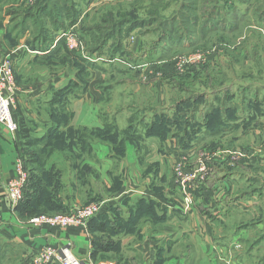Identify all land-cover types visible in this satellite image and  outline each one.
I'll return each mask as SVG.
<instances>
[{"label": "crops", "instance_id": "obj_1", "mask_svg": "<svg viewBox=\"0 0 264 264\" xmlns=\"http://www.w3.org/2000/svg\"><path fill=\"white\" fill-rule=\"evenodd\" d=\"M4 2L5 5L3 12L0 13L1 16L9 9L6 3H11L9 0H3V4ZM200 2L204 4L202 7L209 11V14L201 19V22H199V18L191 20L192 24L199 26L200 29L195 41L189 40V35L185 37L189 47L193 44L202 46L213 34L233 35L236 32L238 33L242 26L250 24L262 27V40L264 41V0H200ZM91 4L93 6L95 2L87 4L84 8L86 15L94 8V6H90ZM195 4L196 0L181 2L183 8H192ZM1 5L2 2L0 1V8ZM21 6L23 8L28 7L24 3ZM9 18V15L2 18L3 25L8 23ZM187 21L189 22V20ZM74 26L78 27L79 23ZM173 26L177 27L176 24ZM210 30H214V33L212 34ZM151 32L154 31L151 30ZM2 33L3 29L1 28L0 53L4 51V55H2H6V58L10 60L14 69L13 73L17 77L31 74V72H37V74L42 76L33 78L26 84L17 83L16 97L28 91L32 93L25 101V104H20L19 100L17 101L18 108L28 119L45 124L44 127L49 125L51 123L50 117H44L41 114L43 110L40 109L39 111L35 107H50L59 103L58 100L63 97L51 99L49 96L53 90L61 89L70 81L69 91L67 90L65 95L67 96V101L64 109L72 115V124L104 129L106 123L111 122V120L115 122L123 115L127 124L122 126L120 130L125 133L128 132L131 140L126 137L125 148L123 154H121L124 157L121 156V161L119 162L120 166L123 165L119 168L122 170L118 171L119 173L114 172L117 175H114L112 179L108 178L103 183L106 188L110 186H115V188H113L111 194L104 195L106 198L100 201L104 203L103 208L98 215H95L94 219L96 221L91 224V228L87 227V223L86 226H71L63 229L47 226L34 227L29 224V217L18 212L16 208L11 209L2 197L6 181L14 175V162L19 157L23 158V153L18 132H10L0 124V264H32L33 255L47 245L67 249L82 264H246L241 260L242 245L238 241L240 237L238 239L234 237L231 242L229 239L223 242L222 239L226 238L222 237V234L228 228H224L221 222L220 225L223 228L217 225V221L215 222L212 218L215 216L222 220V214H225L226 220L230 219L233 216L232 208L239 206V202H234L242 198L247 200L246 202L249 201L247 203L249 206L243 207H250V204H254V201L250 200L255 199V193H259L256 192V190H259L257 185H264V180L262 179V177L264 178V78L258 84L238 83L235 87L234 85H228V87H215V89H209L208 91H206V88H202L199 91L200 95L197 96H201L200 99L183 98L180 102L162 106L166 109H156V111L153 108L149 109V111L139 109L140 119L145 124L149 122L151 127L156 121L155 116L162 115L172 120L176 118V115H181L180 111H183V118L186 123H183L185 132H182V136L190 139V142L194 144L193 148L198 149L200 146V144H197L198 141L201 140V144H204L207 141H204L205 139L214 138L215 136L216 141H220V143L215 141L216 147L224 148L230 145V148L242 149L244 145L239 143V140L244 137L251 138V142L249 144L246 143V147L254 150L252 153H255V155L252 159H248L245 162L242 160V163L247 164L246 166L259 179L254 177L249 179L246 176H241L243 178L238 179L239 177L236 176L239 175L238 169L242 165H236L240 163H234L227 158L224 161H231L233 167H227L225 164L223 167L221 163L224 161L219 160L218 164L211 165V170L214 174L207 181L199 180V183L195 185L203 184L200 185L198 190L192 191L191 189L190 199L194 201L190 203L192 205H190L188 211H185L181 202L186 195L179 186L174 184L172 178H160V174L156 173L146 174L147 170L142 169V163L136 156L139 155L138 152H153V148L156 152H159L163 145L158 141L159 144L155 143L154 146L152 142L155 140L149 141L147 139L155 136L149 134L151 130L147 131L145 128L135 126L133 111L136 109L134 112L138 114L137 108L133 110V108L127 107V104L118 105L122 108L117 109V115H115V110L113 109L114 115H112V119H109L107 114L110 110L106 108L105 111H100L98 101L99 103L101 101L96 99L100 98V93L94 87V80H88L87 90L83 96H80L76 92L77 86H74L72 82L77 81L72 69L57 70L38 66V68L27 69L25 72L23 65L24 53L27 52L29 55L25 54L29 58L35 54L30 53L28 50H33L28 49L25 45L28 34H22L18 44L8 48V46L5 47L3 44ZM183 35L182 37H184ZM162 39L165 45L169 47L167 39H170V37L166 36ZM182 41L184 42L183 38ZM157 46H159L158 43H156L154 48L149 49L151 54L153 50H158ZM100 74L102 73H98V71L93 73L96 77H99ZM21 79L23 80L24 77L22 76ZM108 84L103 85L101 89L109 91L112 88V84ZM204 90L206 93H204ZM228 90L230 91L228 92ZM33 95L39 97L30 100ZM111 101L106 103V105L114 106ZM120 112L122 115H119ZM14 113L16 115V112ZM130 121L132 123L128 124ZM36 133L38 134L37 129H35L34 134ZM123 137L125 138L124 135ZM134 140H143L144 142H139L141 145L136 147L132 143ZM91 149L93 157L94 145H92ZM99 149L98 152H102L103 155L110 153L107 145L99 144ZM222 152L223 150L220 153ZM54 160L55 158H52L51 161L53 162L49 163V165L56 164L57 167H61L62 164L59 165L60 162L56 163ZM162 160L161 158L149 159V162L146 163L149 165L158 161L159 164H162ZM144 165L146 164L144 163ZM234 165L236 166L234 167ZM64 166H67L66 163ZM250 175L251 173L247 176ZM245 178L250 181L246 183ZM91 184V182L87 184V192L90 191L92 193L89 188ZM245 184L250 186L249 194L247 191L238 193V187L242 189ZM263 185L261 186L263 187ZM218 186L225 188L224 193L229 189L232 190L235 186L233 191L229 193L230 195L223 199H233L234 202H231V204L226 203L223 210L221 209L219 213L212 215L210 212L206 213L204 208L208 205L213 207V212L217 211L213 204L214 200L219 201L217 200L219 197L217 196ZM74 188L77 190L76 184ZM28 193L29 199L34 197L31 195L30 190ZM261 193H264V191H261ZM72 199L71 194L70 201ZM220 204H222V201L218 202V205ZM242 204L245 205L246 203L242 201ZM45 214L49 215L48 213ZM208 214L212 216L210 217ZM102 221L104 225L99 224ZM99 225L103 227L99 228ZM250 229L254 230L255 228L251 226ZM250 229L248 228L247 230ZM245 231L242 229L239 235L242 237ZM92 241H94L97 248L99 246L107 247L105 251H98L95 259L91 257ZM245 241L249 242L248 236L245 239L243 238L241 243L245 244ZM232 250L234 255L231 254ZM52 264L59 263L54 262Z\"/></svg>", "mask_w": 264, "mask_h": 264}, {"label": "rangeland", "instance_id": "obj_2", "mask_svg": "<svg viewBox=\"0 0 264 264\" xmlns=\"http://www.w3.org/2000/svg\"><path fill=\"white\" fill-rule=\"evenodd\" d=\"M9 1H11V3H6L9 8L13 6L15 8H21V4L23 5L24 3L29 7L33 5L36 0L31 5H28V3L26 4L25 0ZM73 1L77 7H81L79 9L82 11L81 15L84 13V8L87 4L95 2V5H93L94 8L90 10V13L83 16L82 22H80V27L74 26L76 34L83 45V53L79 52L78 54L81 59L85 60L83 62L85 68L82 67L81 63L78 65L74 63L72 57H68L64 62L52 58L48 61H42L40 63L37 61L36 63H32L34 62L32 61L33 57L29 58V54L24 51L28 54L26 55L24 53L23 55L25 58L23 62L24 70L26 72L27 69L32 67L38 68V66L41 68L49 67L50 69L57 70H65L66 68H69L70 70L72 69L73 75L79 80L81 86L84 84V87H81L80 85L76 87L79 88L80 91L75 88L80 96L85 94L88 80H94V87H96L99 90L98 93H100V98H96L97 101H101L100 103L98 101L100 111L103 112L106 108L107 110H110L107 114L109 119H112V115H114L113 109L115 110V115H117V109L122 108L118 105L127 104V107L133 108V110L134 108H137L139 111L138 114H135L134 112L136 109L133 111L135 126H140L149 131L151 129V124L149 122L145 124L143 120L140 119L139 109L149 111V109L153 108V110L156 111V109H164L165 107H162L164 105L180 102L183 98L188 97L189 99L194 98V100H198L201 98V96H197L200 95L199 91L202 88H206V91H208L209 89H215V87H228V85H234L235 87L238 83L258 84L259 81L264 78V41L262 40L263 31L261 26L252 24L244 27L239 26L241 27L240 31L233 35L213 34L214 30H210L213 35L208 38L205 44L202 46H198V44H193L191 47L188 46L185 37L189 35V40L195 41L200 29L199 26H194L191 20L193 18H199V22H201V19L209 14V11L202 7L204 4L200 2V0H196V7L193 6L192 8H183L181 6V2L187 0ZM1 2L0 13L3 12L5 5V2L3 4V0H1ZM90 6H92V4ZM108 10H111L113 13V18L111 17L112 21L113 19H116L117 21L119 14L122 15V12H124L126 16L130 15V17H133L134 15H139L143 19L152 18L153 21L152 23L146 24L144 27L134 28L130 33L125 34L123 38L121 35H115V37L110 38L108 41H103L105 34L110 30L109 24L111 23V18H107V23H102V21H104L102 17L105 16V13ZM7 11L3 13L4 17L7 15ZM187 20H189V22ZM175 24L177 27L171 28ZM2 25L3 20H0V26L2 27ZM4 25H6V23ZM151 30L154 32H151ZM182 35L184 37H182ZM166 36L170 37V39H167L169 47L165 45L164 40L162 39ZM182 38L184 42L182 41ZM63 40L65 42L64 38ZM120 41L121 46L118 47L116 51H111V49L115 48ZM156 43L159 44V46H157L158 50H153V53L151 54L149 49L154 48ZM4 46L7 47L5 44ZM65 46L68 50L66 43ZM90 47L92 49L94 47H99L98 50H101V52H95L94 56L101 58H95V61H90L84 58V54L93 55V53H89V49H91ZM3 52L4 51H1L0 57L4 55ZM111 52L114 53L113 56L110 57V54H112ZM193 57H200V59H195ZM4 58H6V55L0 59V62ZM190 58L191 61H194L193 63L189 62ZM71 63H74L76 66ZM97 71L98 73H102L99 77L93 75V73ZM22 76L24 77L23 80L21 79ZM39 77L42 76L37 74V72H31V74L29 73L28 75H21L17 77L16 85H18L17 83L26 84L33 78ZM106 83H110L108 85L112 84V88L109 91L101 89ZM206 91L204 93H206ZM229 91L230 90H228V92ZM31 94L32 93L28 91L21 93V95L19 94L18 97L15 96L14 112H16V118L19 117L17 112V101L19 100L18 102L20 104H25V101ZM38 97L39 96L33 95L30 100ZM40 98L43 99L42 96H40ZM110 100H112L111 103L114 105L112 107L106 105ZM58 101L59 103L51 105L50 107L37 106L35 108L39 109V111L42 109L43 113L41 114H43L44 117H50L52 122L58 118H60L59 120H63V122L60 123V127L57 129L60 128V133L65 134L66 138H57L55 136L51 139V141L54 142L49 144L44 145V143L41 142L39 144H34L31 148L25 147L29 151L36 149L34 150L36 155H33L35 158L33 161L29 160L32 156L28 157V152L25 155L27 157V163L29 162L31 167H34L35 174H40L41 169L43 170V175L38 179V183L41 182L42 184L43 181L45 183L48 181H59L58 187H60V190L57 195H54V199L60 200L61 202L59 203L62 207L56 208L58 210L51 211L48 213L49 215L71 213L79 206L98 203L106 198L104 195L111 194L113 190L112 187L110 186L109 188H106L103 186V183L108 180V178L112 179L114 175H117L114 174V172L119 173L120 170H122L119 168L123 165L120 166L119 162L121 161V156L124 157V155L121 154H123L125 148L126 137L131 140L128 132L125 133L120 130L122 126L127 124V121L121 112L119 115L122 116H120L117 121L115 120V122L111 120V122L106 123L104 129L98 127L77 126L71 123L72 115L69 111L64 109L67 96H64ZM182 122L183 120L180 121V119L177 122H174V128L171 129L167 135H164L163 138H160L159 136H153L155 138L149 137L150 139L147 138L149 141L155 140L152 142L154 143V146L155 143H162L163 146H161L162 149L159 150V152H156L153 148V152L139 151V155L136 156L142 163V169L147 170L146 174L156 173L158 175L160 174V178H172L174 184L182 189L183 193L186 195L181 202L185 211H188L190 205H192L190 203H193L194 200L190 199L191 192L186 193L184 188L188 189V191L190 189H192V191L198 190L200 185L203 184L200 183L199 185H195L199 183V177L204 174L198 170L202 161L207 166H204V171L208 172L203 179L204 181H207V179L214 174L211 170V165L218 164L219 160L224 161L227 158L234 163H240L236 165H242V167L238 169V172H240L239 175L236 176L239 177L238 179L243 178L241 176H246L249 179L253 177L259 179V177H255L256 174L252 170L250 171L246 166L247 164L242 163V160L245 162L248 159H252L255 155V153H252L254 150L246 147V143L249 144L251 138L244 137L239 140V143L244 145L242 149L230 148V145L229 147L219 148L215 146V143H220V141H216L214 136V138L204 140L208 141L204 142V144L207 143L205 146L204 144H201V140L198 141L197 144L203 146H199L197 149L192 147L194 144L190 142L189 138L182 136V132H185ZM131 123L132 121L128 122V124ZM28 124L32 129H37V135L49 133V131L47 132L49 127H44L45 124L36 120H31ZM91 129H96L98 131L91 132L89 131ZM120 133L123 134L125 138ZM142 141L143 140H134L132 143L137 147L141 145L139 142ZM99 144L107 145L110 153L106 155H103L102 152L99 153ZM92 145H94L95 149L93 157L91 154ZM140 150H142V148H140ZM222 150L223 152L220 153ZM205 153H208V157L203 155ZM25 155L23 157L26 160ZM52 158H55L54 161L56 163L60 162L59 165L62 164L61 167H57L56 164L49 165V163L53 162L51 161ZM157 158H161V160L163 158V163L159 164L157 161V163H150L147 165L148 163L146 162H149V159L154 160ZM231 161L227 160L220 163L223 167L224 164L227 167H233ZM65 163L67 166H64ZM144 163L146 165H144ZM178 163L182 165L181 168L183 171L185 170L184 172L187 173L189 171L188 173L193 174L192 179L194 182L190 188L177 182V179H181V176L178 177L176 173V168L180 167ZM236 165H234V167ZM52 168V171L45 172V169L49 170ZM249 173H251V175L247 176ZM148 176H150V174H148ZM245 179L246 183L250 181L249 179L247 181V178ZM262 179L264 180L263 177ZM90 182L92 184L89 188L92 193L90 191L87 192V184H90ZM75 184L77 185V190L74 188ZM261 185H257L259 190H256V192L259 193H255V199L250 200L254 201V204H250V207H243L249 206V204L247 205L249 201L246 202L247 200H244V198L235 202L233 199L223 200L227 195H230L229 193L233 191L235 186L232 190L229 189L226 193H224V187L218 186L217 196L219 197L217 200L219 201L214 200L213 204L214 207L217 208V211L213 212V207L208 205L204 208L206 213L210 212L214 215L219 213L221 209L223 210L226 203L231 204V202H239L237 208L236 206L232 208L233 216H231L230 219L226 220L224 217L225 214H222V220L215 216L212 220L215 222L217 221V225H220L221 222V225H223L224 228H228V230L224 231L222 234V237L226 238L222 239L223 242H226L228 239L231 242L234 237L237 239L240 237L238 241L242 245L241 260L246 264L253 262L264 264V234H262L264 232V193H261V191H264V185L263 187ZM249 187L248 184H245L242 189L241 187H238V193H244L247 191L249 194ZM71 194L73 201H70ZM248 194L247 196L250 197ZM102 196L104 197L102 198ZM231 198L233 197L231 196ZM76 199L78 200L76 201ZM221 201L222 204L218 205V202ZM242 201L246 204L243 205ZM55 205V203H52L53 207H55ZM212 215L208 214L210 217ZM251 226L255 229H250ZM248 228L250 230H247ZM242 229L246 231L245 233L243 232V236L241 237L239 232ZM247 236L249 242L247 243L245 241V244H242L241 242H243V238L245 239ZM231 254L234 255L233 250L231 251Z\"/></svg>", "mask_w": 264, "mask_h": 264}, {"label": "trees", "instance_id": "obj_3", "mask_svg": "<svg viewBox=\"0 0 264 264\" xmlns=\"http://www.w3.org/2000/svg\"><path fill=\"white\" fill-rule=\"evenodd\" d=\"M74 3L75 2L73 0H36L33 5L27 8H15L14 6V8L10 7L9 9H7L8 11L6 10V14L10 16L8 23L5 26H0V28L3 29V43L8 47H12L18 44L22 34L27 33V39L25 40L26 47L28 49L40 52L33 55L32 61L34 62L32 63H36L37 61H39L40 63L42 61H48L52 58H56L64 62V60L68 57H72L74 63H76L77 65L81 63L82 67L85 68L83 65V62L85 60L81 59L78 53L67 50L63 39L55 41V35L59 31L65 30L71 26L76 25L77 23H79L80 27V22H82V18L85 12L81 15L82 11L79 10L81 7H77ZM112 14L113 13L111 12V10H108L105 13V16L102 17L104 19L102 23H107V18H113ZM2 18H4V15H0V20H3ZM112 18L111 23L109 24L110 30L105 34L103 41H108L110 38L115 37V35H121L123 38L125 34H128L134 28L144 27L146 24L152 23L153 21L152 18L143 19L139 15H134L133 17H130V15L126 16L124 12H122V15L119 14L117 21L116 19H113L112 21ZM171 28L175 27L172 26ZM120 46L121 41L118 42L117 46L115 48H112L111 51H116ZM98 49L99 47H94L93 49L91 48L89 49V53L95 54V52H101V50ZM111 53L112 54H110V57L113 56L114 52ZM16 79L17 77L15 75V80ZM72 82L74 86H81L79 80H77L76 82ZM82 86L84 87V84ZM69 87L70 81L61 89L53 90L49 97L51 99H55L56 97H64ZM17 112L19 117L16 119L15 113L14 116L18 124L17 132L21 139L22 153L24 156L28 152V157L32 156L29 160L33 161L35 159L33 155H36L34 151L36 149H32L33 151H29L28 149H26L27 147L31 148V146H34V144H39L41 142H43L44 145L49 144L51 142H54L51 141V139L55 136L57 138H66L65 134L60 133V128L57 129L58 127H60V123L63 122V120H59L60 118L57 117L58 119H55V121L53 122L51 120V124L47 125V127H49L47 132L49 131V133L37 135V133L34 134L35 129H32L28 124V122H30L31 120L28 119L19 108L17 109ZM180 114L181 116L177 115L176 118L172 120L162 115H159L157 117L155 116L156 121L152 124V127L150 129L151 132L149 134L163 138L164 135H167L170 132L171 128H174V122H177L180 119V121L183 120L182 123H186V120L183 118V111H180ZM89 131L94 132L98 130L91 129ZM24 166L27 171L26 189L24 192V198L15 207L16 210H18V212H20L21 214H25L27 217H30L35 214L50 213L51 211L58 210L56 208L62 207L59 203L61 201L58 199H54V195H57L60 190V187H58L59 181H48L47 183L43 181L42 184L41 182L38 183V179H40L41 175H43V170L41 169L40 174H35L36 172L34 170V167H31L29 162L27 163V157L26 160L24 159ZM50 170L52 171L53 168L49 170L45 169V172ZM111 187L112 189L115 188V186ZM29 190L31 191V195L34 196L31 199H29ZM52 203L56 204L55 207L52 206ZM95 217L96 216L87 221L88 228H91V224L96 221V219H94ZM99 224L104 225V222H99ZM102 225H99V228L103 227ZM92 245L93 248L91 250V257L93 259H95L98 251L107 250V247L104 248L102 246H99L97 248L94 241H92Z\"/></svg>", "mask_w": 264, "mask_h": 264}, {"label": "built area", "instance_id": "obj_4", "mask_svg": "<svg viewBox=\"0 0 264 264\" xmlns=\"http://www.w3.org/2000/svg\"><path fill=\"white\" fill-rule=\"evenodd\" d=\"M34 1L35 0H25L26 4L28 3V5H31ZM63 38L65 39V43L69 51L74 53H83V45L79 40L78 35L76 34L74 26L56 33L55 41ZM28 51L30 53L38 52L35 50ZM84 58L90 61H95V58L101 57H96L94 56V54H84ZM193 58L200 59V57ZM189 62L193 63L194 61H191L190 58ZM16 90L17 85L11 62L9 59L4 58L0 62V124L10 132H16L18 130V124L14 116ZM203 155L208 157V153H205ZM178 165L180 167L176 168V173L178 177L181 176V179H177V182L190 188L193 183V174L188 173L189 171L187 173L184 172L185 170L183 171L181 168L182 165L180 163H178ZM204 166L207 167L202 161V164L198 169L201 173H204L199 177V180L201 181H203L204 177L208 174V172L204 171ZM26 182L27 171L24 166V159L19 157L14 162V175L6 181L2 192V197L5 199L11 209H14L17 204L24 198ZM184 189L186 193L191 192V189L189 191L186 188ZM103 204V202H98L79 206L68 214L35 215L30 217L28 219V222L31 226L34 227L47 226L51 228L61 229L71 226H86L88 220L100 213L103 208ZM31 262L32 264H52L54 262H57L59 264H82L67 249L50 245H47L37 251L33 255Z\"/></svg>", "mask_w": 264, "mask_h": 264}]
</instances>
